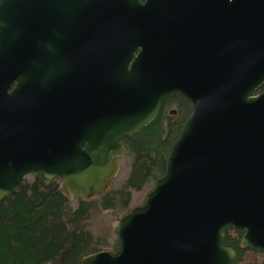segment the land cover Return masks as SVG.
<instances>
[{
    "label": "water",
    "instance_id": "1",
    "mask_svg": "<svg viewBox=\"0 0 264 264\" xmlns=\"http://www.w3.org/2000/svg\"><path fill=\"white\" fill-rule=\"evenodd\" d=\"M263 85L264 0H0V202L40 174L104 195L179 94L165 175L81 264H232L229 226L264 250Z\"/></svg>",
    "mask_w": 264,
    "mask_h": 264
},
{
    "label": "trees",
    "instance_id": "2",
    "mask_svg": "<svg viewBox=\"0 0 264 264\" xmlns=\"http://www.w3.org/2000/svg\"><path fill=\"white\" fill-rule=\"evenodd\" d=\"M171 109H178L179 115L174 117ZM192 109L188 100L174 94L148 126L125 138L123 154L131 160L128 177L120 188L100 197L72 200L60 179L50 181L43 174L27 178L0 202V264H81L91 254L118 250V240L110 243L111 230L100 223L101 215L127 208L132 191L148 185L153 189L166 173L172 147ZM244 234L231 226L224 230V246L235 252L232 264H264V250L241 246Z\"/></svg>",
    "mask_w": 264,
    "mask_h": 264
},
{
    "label": "rangeland",
    "instance_id": "3",
    "mask_svg": "<svg viewBox=\"0 0 264 264\" xmlns=\"http://www.w3.org/2000/svg\"><path fill=\"white\" fill-rule=\"evenodd\" d=\"M119 166H120V172L116 179L113 181V186L111 189H118L122 186V184L125 182V180L128 177V174L130 172L131 167V160L128 157V155L122 154V156L118 160ZM150 186H146L141 191H132L131 193V202L130 205L125 209H119L115 212H106L103 215H101V224L105 226L106 228H109L111 230V237H110V243H113L116 238V229L118 225V221L127 213H129L133 208L141 206L144 204V201L146 200L147 195L151 192ZM110 250V248H107L106 250Z\"/></svg>",
    "mask_w": 264,
    "mask_h": 264
},
{
    "label": "flooded vegetation",
    "instance_id": "4",
    "mask_svg": "<svg viewBox=\"0 0 264 264\" xmlns=\"http://www.w3.org/2000/svg\"><path fill=\"white\" fill-rule=\"evenodd\" d=\"M141 3H145L147 0H139ZM202 1H206V3L208 2H214L215 0H202ZM193 108V107H192ZM193 110V109H192ZM171 114L174 115V117L178 116V109H171ZM178 114V115H177ZM192 114V113H191ZM190 117V116H189ZM188 117V118H189ZM185 122V121H184ZM29 178V177H26V179ZM25 179V180H26Z\"/></svg>",
    "mask_w": 264,
    "mask_h": 264
}]
</instances>
